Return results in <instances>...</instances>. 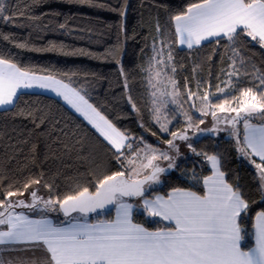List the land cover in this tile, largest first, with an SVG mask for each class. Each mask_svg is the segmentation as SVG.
I'll list each match as a JSON object with an SVG mask.
<instances>
[{
	"label": "snow or ice",
	"instance_id": "1",
	"mask_svg": "<svg viewBox=\"0 0 264 264\" xmlns=\"http://www.w3.org/2000/svg\"><path fill=\"white\" fill-rule=\"evenodd\" d=\"M39 2L32 0L30 7ZM23 15L18 8L12 7L10 0L7 3L0 0V22L21 26L14 21ZM24 18L38 19L32 15ZM170 20L175 22L174 32L181 45L192 49L212 38L210 42L220 46L221 63L225 62L223 53H229L227 66L215 74L209 68L208 79L201 80L197 76L203 70L202 65H194L190 72L195 91L189 88L188 77L184 76V91L181 92L175 79L177 67L171 47L165 40L153 38L152 55L141 69L145 73L146 106L151 119L159 125L161 133H168L171 137L165 143L176 154V140L190 141V130L201 134L205 131L199 128L205 123L204 119L193 122L188 112L183 113L187 120L185 128L169 130L171 120L164 109L169 103L182 108L181 97L202 117H212L214 126L207 129L210 133L223 130L219 128L223 123L231 126L233 135L239 136L237 125L242 123L244 136L239 152L246 157L260 158V163L251 162L259 171L260 195L264 200V123H251L255 117L264 121V72L256 75L255 65H251L249 70L250 61L245 59L242 47L245 38H250L264 48V0H190L179 12L170 14ZM156 30L160 32L159 24ZM0 39L9 40V37L0 34ZM18 46L25 47L22 43ZM126 81L125 77V87ZM34 83L41 88L56 86L53 90L104 138L112 156L119 162L120 170L110 174L94 173L91 183L94 191H89L88 186L77 185L54 199L38 196L36 190L29 193L31 201L28 203L22 199H9L23 196L33 184L39 185V178L26 181L15 191L2 193L5 199L0 200V226H6V230H0V253L19 251L33 255L7 259L0 255V264H264V210L255 214V247L244 250L241 247L244 240L241 223L242 214L247 215L249 203L239 186L234 187L225 180L218 155L197 152L189 142L188 148L196 155L205 156L214 170L213 176L203 180L207 191L201 195L175 188L167 198L155 196L149 199L145 193L153 184L160 183L161 173L175 167V155L147 144L142 137H130L90 104L79 90L69 88L52 74L36 75L18 67L10 54L0 51V108L11 110L7 106L14 105L18 90L31 88ZM194 98L200 102V107H196ZM127 99L138 111L133 97L128 95ZM38 119L40 123L36 127L44 123L43 118ZM59 131L68 135L63 129ZM27 143V139L17 141V144ZM9 147L22 151L16 145L10 144ZM62 147L65 154H70L74 145L65 143ZM37 148V144L31 145L33 155ZM160 161H167V167H161ZM3 179L0 175V183ZM45 186L51 190L52 185ZM125 197L142 198L141 206L149 217H160L173 226L150 231L133 223L135 206L125 201ZM107 205L116 206L115 220L90 223L73 217L77 222L66 227L57 226L45 218L32 219L25 212L15 211L16 208L37 209L42 206L43 210H62L65 216L79 213L87 217L90 213L99 215L98 210H104ZM37 252L41 255H35Z\"/></svg>",
	"mask_w": 264,
	"mask_h": 264
},
{
	"label": "trees",
	"instance_id": "2",
	"mask_svg": "<svg viewBox=\"0 0 264 264\" xmlns=\"http://www.w3.org/2000/svg\"><path fill=\"white\" fill-rule=\"evenodd\" d=\"M10 2L24 15L14 21L21 26L0 22V34L9 37V40L0 39V51L10 54L18 67L35 74H52L82 89L88 101L118 129L130 137H142L154 146H159L160 141L170 136L159 131V125L151 119L146 106L148 90L141 69L152 55L153 38L163 39L171 47L177 67L175 79L181 92L184 91V76L188 77L189 88L195 91L190 72L194 65H202L203 70L197 76L201 80L208 79L209 68L215 74L227 66L229 53H223L225 62L221 63L220 46L211 40L192 49L178 46L170 14L179 12L190 0H40L32 7V0ZM28 15L38 19L26 20L24 17ZM61 24L65 27L61 28ZM21 43L25 47H19ZM242 47L245 59L250 61L249 70L255 65L256 75L264 72V48L250 38H245ZM128 95L133 97L138 111L131 107ZM8 108L11 110L0 109V175L4 177L0 183V200L5 199L2 193L15 191L26 181L36 178L41 181L39 185L33 184L23 196L9 199L27 202L26 195L33 190L45 199H54L77 185L88 186L89 191H94L91 186L94 173L110 174L120 170V164L104 138L61 98L39 91H22L14 105ZM38 118H43L44 123L36 127L40 123ZM251 121L264 123L259 117ZM184 125L179 118L169 130L180 131ZM237 128L239 136L232 132L206 133L196 138L192 145L197 152L218 155L225 180L234 187L239 186L248 201L249 209L247 215L242 214L241 223L244 230L241 247L248 250L254 244L255 214L264 210V200L260 195L259 171L251 162L260 163V158L246 157L239 152L243 143V124ZM60 129L68 135L61 134ZM25 139L27 144H17ZM33 143L38 145L35 155L31 151ZM65 143L74 145L70 154H65L62 147ZM10 144L22 151L10 148ZM175 167L163 174L160 183L152 186L145 195H168L175 188L205 193L203 180L211 174L205 156L194 154L183 158ZM46 184L52 185L51 190ZM137 198L129 199L136 201ZM114 210L115 206L100 210L99 215L88 216L93 221L111 220ZM52 214L59 219L65 218L59 209ZM133 220L153 230L173 226L159 217H149L138 203Z\"/></svg>",
	"mask_w": 264,
	"mask_h": 264
},
{
	"label": "rangeland",
	"instance_id": "3",
	"mask_svg": "<svg viewBox=\"0 0 264 264\" xmlns=\"http://www.w3.org/2000/svg\"><path fill=\"white\" fill-rule=\"evenodd\" d=\"M159 46V45H158ZM161 79H163V75L161 76ZM65 83V82H64ZM69 85V87L71 88H75L74 86H72L71 84L69 83H66ZM77 90H79L81 92L82 95H85V93L83 92L82 89H79V88H75ZM40 90V89H39ZM39 90H35V91H39ZM40 92V91H39ZM43 92V91H42ZM50 94V93H49ZM85 98L87 99V96L85 95ZM181 102L183 103V107L180 108L178 107L177 105H174V104H171L169 103L167 105V108L164 109V111L166 112L168 118L171 120V123L168 125V128L170 129L171 125L179 118H181L184 122H185V125L183 128L186 127L187 125V120L186 118L184 117L183 113L184 112H188L192 118H193V122H198L199 119L203 118L205 123L204 124H200L199 125V128L200 129H204V133L203 134H206V133H210L207 131L208 128H211L214 126L213 124V120H212V117L209 115V116H206V117H202L201 114L199 112H196L194 108H190L189 107V103H186V102H183V98L181 97ZM209 99L212 100L213 98L211 97V95L209 96ZM88 100V99H87ZM89 102V101H88ZM194 102L196 104V107H200V102L198 100H195L194 98ZM90 103V102H89ZM91 104V103H90ZM73 108V107H72ZM75 110V109H74ZM78 113V112H77ZM80 114V113H78ZM81 115V114H80ZM82 116V115H81ZM83 117V116H82ZM85 118V117H84ZM86 119V118H85ZM87 120V119H86ZM252 122V121H251ZM219 128L220 129H223V130H220L218 132H216L214 135H221V134H228L230 132H232V129H231V126L230 125H225L223 123H221L219 125ZM181 131V130H180ZM164 134H168V133H164ZM201 134L200 131H196V132H192L191 130L189 131V136L191 137V140L190 141H180V140H176L175 143L176 145L178 146V154H176L174 151L170 150L168 145L165 143L166 140L168 139H165L164 141H160V144L159 146H154L150 143H147V144H150L152 145L153 147H157L159 148L160 150L162 151H168L169 152V155H175V166H177L179 164V162L183 159V158H186V157H189V156H193L194 153L188 148V143H192L196 138H198L199 136L203 135ZM210 134H213V133H210ZM171 139V137L169 138ZM143 147V145L141 146ZM160 166L161 167H167V164L168 162L167 161H160ZM137 164H139V161H137ZM209 165L210 167L212 168L211 166V163L209 162ZM176 167L168 170L167 172L169 171H172L174 170ZM165 172V173H167ZM165 173H161L160 174V180H161V176ZM158 184V183H157ZM156 184H153L152 186H154ZM148 186L146 185V188ZM38 196H40L38 193H37ZM27 197V202L25 203H28L31 201V197L29 196V193L26 195ZM17 200V199H15ZM14 200V201H15ZM138 201V200H137ZM115 206V205H114ZM5 207H7V205H5ZM22 211L24 212H27V213H35V214H41V213H54V211H50V210H43L42 209V206H38L37 209H27V208H22ZM73 216H78V217H83L81 214L79 213H74L72 214ZM71 215V216H72ZM89 215V214H88ZM89 218V216L86 217V219ZM90 219V218H89ZM93 221V220H92ZM96 221V220H95Z\"/></svg>",
	"mask_w": 264,
	"mask_h": 264
},
{
	"label": "crops",
	"instance_id": "4",
	"mask_svg": "<svg viewBox=\"0 0 264 264\" xmlns=\"http://www.w3.org/2000/svg\"><path fill=\"white\" fill-rule=\"evenodd\" d=\"M174 25H175V22H174ZM212 38H210V40H211ZM206 42V41H205ZM202 43H204V42H202ZM177 44H178V46L179 47H182V48H187V46L186 45H181L180 43H179V39H178V37H177ZM36 75H40V74H36ZM56 86L55 85H51L50 87H47V88H41V87H39L37 84H35L34 83V85H33V87H31V88H28V89H23V88H21V89H19L18 90V93H17V95L20 93V92H22V91H35V90H39L40 92H44V93H50V94H52V95H54V96H56V97H59V98H61L63 101H64V103L65 104H67L71 109H73L74 110V108H72V106L66 101V100H64L63 99V97L62 96H60V95H58L57 94V92L56 91H54L53 89L55 88ZM69 88H71V87H69ZM7 107H10V106H7ZM0 109H2V108H0ZM75 112H76V110H74ZM77 113V112H76ZM80 115V114H79ZM81 116V115H80ZM84 118V117H83ZM85 119V118H84ZM86 120V119H85ZM87 122H88V120H86ZM89 123V122H88ZM252 124H261V123H257V122H251ZM90 124V123H89ZM91 125V124H90ZM92 126V125H91ZM93 127V126H92ZM94 128V127H93ZM95 129V128H94ZM96 130V129H95ZM243 130H244V128H243ZM97 131V130H96ZM98 132V131H97ZM259 158V157H258ZM214 175V170L211 168V174L210 175H208L207 177H209V176H213ZM204 188H205V192L207 191V188H206V186L204 185ZM184 190H188V191H193V190H190V189H184ZM172 192H173V190H171L170 192H169V194L168 195H163V194H156V195H154V196H152V197H148L149 199H151V198H153V197H155V196H160V197H164V198H167L170 194H172ZM195 192V191H194ZM125 199V201H127V202H129V203H132L135 207L133 208V212H134V209L136 208V204L138 203V204H141L142 205V198H140V197H138L137 198V200L136 201H131L129 198H124ZM15 211L16 212H24V211H22V208H16L15 209ZM27 215H29L30 216V218H32V219H41V218H45V219H48V220H50V221H52V223L53 224H56L57 226H61V227H66L69 223H75V222H77L76 220H73V217H76V216H68V217H65V218H63V219H59L55 214H52V213H41V214H35V213H27V212H25ZM77 218H79L80 220H87V222H90V223H95V222H97L98 220H96V221H92V220H90L89 218H87L86 219V217H78L77 216ZM160 218V217H159ZM116 219V206H115V210H114V217L111 219V220H104V221H113V220H115ZM132 221H133V223H136L134 220H133V213H132ZM167 222H169V221H167ZM170 223V222H169ZM136 224H139V223H136ZM140 225H142V224H140ZM142 226H144V225H142ZM145 227V226H144ZM145 228H147V227H145ZM147 229H149V228H147ZM0 230H6V226H0ZM150 231H155V230H153V229H149ZM17 247H20V246H17ZM252 247H255V228H254V244H253V246ZM251 247V248H252ZM0 255H2L4 258H11V257H16V256H23V257H29V256H32L33 254L32 253H24V252H19V251H12V252H7V251H5V252H3V253H0ZM35 255H41V253H39V252H37Z\"/></svg>",
	"mask_w": 264,
	"mask_h": 264
},
{
	"label": "water",
	"instance_id": "5",
	"mask_svg": "<svg viewBox=\"0 0 264 264\" xmlns=\"http://www.w3.org/2000/svg\"><path fill=\"white\" fill-rule=\"evenodd\" d=\"M142 178V177H141ZM145 187H146V185H145ZM126 198H130V199H133V198H137V197H126ZM114 205H107L106 206V208L104 209V210H108V209H110V208H112ZM98 211H100V210H98ZM60 212L64 215V213H63V211L62 210H60ZM72 214H74V213H72ZM71 214V215H72ZM90 214H92V213H90ZM65 216V215H64ZM65 217H68V216H65Z\"/></svg>",
	"mask_w": 264,
	"mask_h": 264
}]
</instances>
